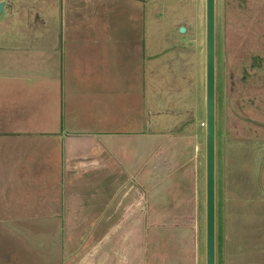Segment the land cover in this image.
<instances>
[{"label": "crops", "instance_id": "crops-1", "mask_svg": "<svg viewBox=\"0 0 264 264\" xmlns=\"http://www.w3.org/2000/svg\"><path fill=\"white\" fill-rule=\"evenodd\" d=\"M51 1L0 35V264H205L201 96L156 69V0ZM232 89L216 264H264V138Z\"/></svg>", "mask_w": 264, "mask_h": 264}, {"label": "rangeland", "instance_id": "rangeland-1", "mask_svg": "<svg viewBox=\"0 0 264 264\" xmlns=\"http://www.w3.org/2000/svg\"><path fill=\"white\" fill-rule=\"evenodd\" d=\"M2 1L7 5H11V9L6 8L3 14L0 15V35L4 32L15 35L34 32L36 27L30 20L34 19L36 21L38 15H50L52 9L51 0ZM2 1L0 3H3ZM156 6V29L153 30L157 38L156 45L159 47L161 43L166 44V47H168V44H170L167 55L157 58L155 62L156 69L164 64V67L168 70L164 78H171L170 83L173 81V76L178 75L180 72L179 69L184 70L180 72V77L188 76L191 81L190 85H194V89L200 94L199 116L205 123L204 0H156ZM29 17L32 19H29ZM46 27H51L50 16ZM181 28L184 29V32L181 31ZM160 36L164 37L166 42L158 39L161 38ZM172 46L174 48L176 46L182 47L183 50L181 48V52H176L171 48ZM178 53H181V66L175 63ZM202 73L203 84L199 81ZM243 74L246 78L245 83L241 82L239 76ZM158 75L156 74V78ZM180 79L183 81L182 78ZM233 87H236V93H239L238 98L241 103L243 100L241 93L244 94L245 90L244 110L246 112L244 113L241 110L239 115L248 120L247 125L252 126L255 135L252 138L263 139L264 0L215 1L216 225L218 224L219 214L218 200L220 197L222 162L219 154V144H221V134L224 131L227 132V137L230 138L227 127L233 123V119L227 118L226 115L236 110V105L233 104L230 97L231 91L234 90ZM242 104L241 106H243ZM261 186L264 189L262 181ZM217 246L218 239L216 249Z\"/></svg>", "mask_w": 264, "mask_h": 264}, {"label": "water", "instance_id": "water-1", "mask_svg": "<svg viewBox=\"0 0 264 264\" xmlns=\"http://www.w3.org/2000/svg\"><path fill=\"white\" fill-rule=\"evenodd\" d=\"M215 1L204 0L205 264H216L215 240ZM3 3H0V13ZM184 32V29L181 28Z\"/></svg>", "mask_w": 264, "mask_h": 264}]
</instances>
